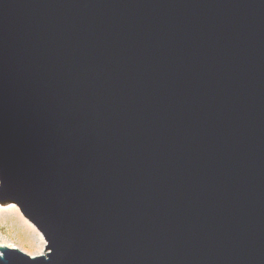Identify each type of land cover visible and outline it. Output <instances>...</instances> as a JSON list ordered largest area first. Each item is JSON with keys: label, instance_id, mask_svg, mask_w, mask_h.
<instances>
[{"label": "water", "instance_id": "1", "mask_svg": "<svg viewBox=\"0 0 264 264\" xmlns=\"http://www.w3.org/2000/svg\"><path fill=\"white\" fill-rule=\"evenodd\" d=\"M8 204L0 264H264V0H0Z\"/></svg>", "mask_w": 264, "mask_h": 264}, {"label": "rangeland", "instance_id": "2", "mask_svg": "<svg viewBox=\"0 0 264 264\" xmlns=\"http://www.w3.org/2000/svg\"><path fill=\"white\" fill-rule=\"evenodd\" d=\"M15 208L20 212L15 204L0 205V245L16 247L29 256H35L33 247L40 246L38 235L17 221V217L22 218L23 215H19Z\"/></svg>", "mask_w": 264, "mask_h": 264}, {"label": "bare ground", "instance_id": "3", "mask_svg": "<svg viewBox=\"0 0 264 264\" xmlns=\"http://www.w3.org/2000/svg\"><path fill=\"white\" fill-rule=\"evenodd\" d=\"M15 210H17L18 214L22 216V214H20V212L18 211V209L15 208ZM17 221L22 224L24 227H26L28 230L36 233L38 235V239L40 240V246L37 248L33 247V254L35 256H40V255H45L47 250H45V240L42 237L41 233L35 228V226L33 224H31L24 216L22 218H18L17 217ZM0 247H5V245H0ZM12 248H16V247H12Z\"/></svg>", "mask_w": 264, "mask_h": 264}]
</instances>
